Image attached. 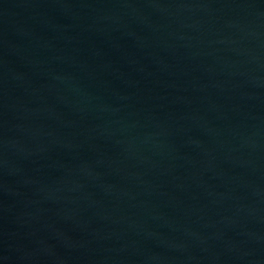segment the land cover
<instances>
[{
    "label": "water",
    "instance_id": "1",
    "mask_svg": "<svg viewBox=\"0 0 264 264\" xmlns=\"http://www.w3.org/2000/svg\"><path fill=\"white\" fill-rule=\"evenodd\" d=\"M0 264H264V0H0Z\"/></svg>",
    "mask_w": 264,
    "mask_h": 264
}]
</instances>
